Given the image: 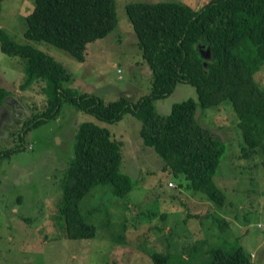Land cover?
Listing matches in <instances>:
<instances>
[{
	"label": "rangeland",
	"instance_id": "1",
	"mask_svg": "<svg viewBox=\"0 0 264 264\" xmlns=\"http://www.w3.org/2000/svg\"><path fill=\"white\" fill-rule=\"evenodd\" d=\"M207 1L113 0L115 26L85 46L82 60L49 42L24 37L25 16L35 0H2L0 29L13 42L43 50L63 64L70 74L63 86L74 93L136 102L150 93L153 73L125 5L177 2L199 9ZM200 54L209 58L207 49L200 47ZM24 61L0 50V87L8 92L0 103V152H7L0 156V264H154L155 253L171 263L209 264L212 250L238 246L251 264H264V157L243 154L242 132L229 100L195 109L198 124L224 146L211 177L222 198L216 203L190 189L184 175L163 169L164 160L143 144L142 122L132 112L106 123L62 96L58 112L22 131L26 120L49 106L42 78L21 86ZM255 76L264 87V62ZM188 98L198 101L195 86L178 82L170 94L154 99V106L167 115L175 102ZM83 122L105 128L119 143L120 172L130 176L132 188L116 196L106 185L94 186L79 201L80 213L95 226L94 237L70 239L60 228L57 204L74 133Z\"/></svg>",
	"mask_w": 264,
	"mask_h": 264
},
{
	"label": "trees",
	"instance_id": "2",
	"mask_svg": "<svg viewBox=\"0 0 264 264\" xmlns=\"http://www.w3.org/2000/svg\"><path fill=\"white\" fill-rule=\"evenodd\" d=\"M125 12L153 73L150 93L136 102L125 96L105 102L94 94L74 93L63 86L70 76L63 64L43 50L13 42L0 29L1 52L25 59L21 86L36 78L45 81L49 106L26 120L22 131L58 112L62 96L106 123L132 112L142 122L143 144L164 160L163 169L184 175L190 189L221 203L211 177L224 146L198 124L195 109L197 104L208 107L229 100L242 132L243 154L264 157V87L255 76L264 62V0H208L199 9L177 2H133L125 5ZM115 23L113 0H35L25 16L23 35L64 48L82 60L85 46L107 35ZM200 47L208 50L206 61ZM178 82L194 85L198 101L175 102L167 115H161L154 99L170 94ZM7 93L0 87V103ZM120 162L119 143L105 128L89 122L77 126L57 204L67 238L94 237L95 226L79 211V201L94 186L106 185L116 196L131 190L130 176L120 172ZM152 257L154 264H192L171 263L159 253ZM209 264H251V258L242 246L219 248L212 250Z\"/></svg>",
	"mask_w": 264,
	"mask_h": 264
},
{
	"label": "built area",
	"instance_id": "3",
	"mask_svg": "<svg viewBox=\"0 0 264 264\" xmlns=\"http://www.w3.org/2000/svg\"><path fill=\"white\" fill-rule=\"evenodd\" d=\"M169 187H174L175 185H174V183H172V182H168V184H167Z\"/></svg>",
	"mask_w": 264,
	"mask_h": 264
},
{
	"label": "water",
	"instance_id": "4",
	"mask_svg": "<svg viewBox=\"0 0 264 264\" xmlns=\"http://www.w3.org/2000/svg\"><path fill=\"white\" fill-rule=\"evenodd\" d=\"M209 55V54H208Z\"/></svg>",
	"mask_w": 264,
	"mask_h": 264
}]
</instances>
